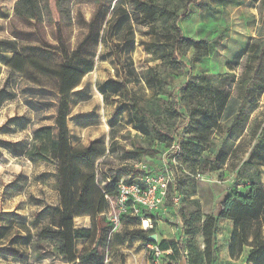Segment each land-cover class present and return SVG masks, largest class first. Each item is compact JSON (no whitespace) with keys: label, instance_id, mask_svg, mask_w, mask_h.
<instances>
[{"label":"trees","instance_id":"obj_1","mask_svg":"<svg viewBox=\"0 0 264 264\" xmlns=\"http://www.w3.org/2000/svg\"><path fill=\"white\" fill-rule=\"evenodd\" d=\"M112 1L96 0V11L90 23L92 32L96 30L95 24L99 17L106 19ZM132 1L142 23L148 25L147 32L154 36L147 50L151 61L156 64L146 66L135 75L131 63L124 61L134 46V30L131 29V37L126 38L123 44L115 41L111 43L118 65L117 73L115 78L100 85V91L105 98L108 97V91L118 94L120 98H130L128 85L134 81H143L153 90L161 114L150 116L151 140L146 146L135 143L132 149H125L124 154L128 157L154 155L152 146L155 141L162 144L163 154L173 142H178L181 147L178 160L188 174L183 172L184 180L174 175L175 182L170 185L174 187V196L179 192L184 195L183 204L176 211L182 222L177 239L152 241L149 236L156 233L155 227L152 225L150 229L144 230L141 219L131 216L123 219L125 235L128 240H140L147 249L149 244L156 245L168 259V264H177L179 255L185 252V237L194 239L201 235L207 249L205 252L210 257V243L212 237H216L220 219L233 222L232 239L241 224L242 246L247 245L248 229L256 225L255 245L249 261L251 264H264V125L255 138L246 133L250 118L258 109L264 94V0H215L221 3L249 1L257 4L260 11L259 36L235 53L229 73L201 72L189 75L179 87H170L173 73L188 66L186 56L189 51H193L197 59L211 53L212 43L209 39L186 35L180 24L190 17L193 7L201 6L203 0ZM14 11L22 19L41 20L42 9L38 0H16ZM119 17L120 29L131 28L132 19L128 13L121 12ZM98 36L99 30L95 42H98ZM88 37L91 34L85 39ZM56 38L59 54L57 66L53 67L39 58L16 50L11 57H1V62L7 68L25 78L32 75L29 70L31 65L43 75L53 74L57 77L59 104L54 126L36 128L28 141L0 138V157L7 152L13 158L44 162L57 168L59 205L54 207L59 211L57 217L61 214V227L42 224L34 230L27 215L19 208L3 210L0 214V258L16 263L49 260L62 261L64 264H110L113 243L127 241L119 231L111 234L109 223L103 225L101 221L110 210L106 195L116 196L118 181L105 182L102 186L96 161L107 157L105 149L96 146L95 141L87 147L75 148L69 126L73 93L85 76L94 70L95 62L82 55V46L71 50L66 45L59 22ZM0 45L15 49L12 40H0ZM235 66L241 67L238 75L233 73ZM1 73L0 67V76ZM30 79L40 86V91H44L46 87L41 78ZM130 99L133 107L144 111L136 100ZM19 118L23 117L12 116L8 121ZM8 124L6 121L0 130ZM228 165L235 172L237 180L246 181L243 192L236 188L237 191L228 193L220 203L217 216L203 219L201 201L196 197V175L218 172ZM169 166L172 171L175 169L172 162H169ZM129 172L134 173L132 177H136L139 170L130 169ZM24 179L22 183L12 181L8 186L24 191L28 186V177ZM173 204L176 205L174 199ZM159 211L155 214L144 212V215L150 216L153 223ZM80 217H90L91 226H78L76 219ZM128 225L135 228L130 230ZM234 250L232 240L229 246L231 255ZM149 260L151 264L155 263L150 252Z\"/></svg>","mask_w":264,"mask_h":264},{"label":"rangeland","instance_id":"obj_2","mask_svg":"<svg viewBox=\"0 0 264 264\" xmlns=\"http://www.w3.org/2000/svg\"><path fill=\"white\" fill-rule=\"evenodd\" d=\"M38 1L42 9L40 21L25 20L17 16L14 11L16 0H0V40L15 42V49L0 45L2 69L0 126L6 121L9 123L0 130V138L28 141L36 128L42 125L54 126L59 104L57 77L53 74L43 75L31 65L29 70L32 75L25 78L7 68L6 64L1 62V57H11L16 50L24 55L39 58L53 67L57 66L59 54L56 26L59 22L66 45L71 50L82 46V55L92 58L95 62L94 70L85 76L80 87L73 93L69 126L75 148L87 147L95 141L96 146L105 149L107 157L96 161L98 178L103 181L102 186L105 182H109L108 179L111 182H119L132 178L134 173H130L129 170H136L135 164H147L153 172L160 169L163 146L156 141L152 146L155 150L154 155L128 157L124 154V150L132 149L135 143L146 146L151 140L150 116L161 114L154 91L143 81H134L128 85L130 98L136 100L145 112L133 107L130 98L123 96L120 98L112 91H108V97L105 98L100 91V85L108 79L115 78L117 73L118 65L111 43L115 41L123 44L126 38L131 37L129 33L131 29L134 30V46L124 57V61L131 63L135 75L146 66L156 64L151 61V55L147 50L154 36L147 32L148 25L142 23L133 8V1L113 0L106 19L98 18L95 32H92L90 23L96 11V0ZM118 8L121 9L117 11ZM121 12L130 15L131 28L120 29ZM180 24L186 35L209 39L212 49L208 56L199 59L193 56V51H189L186 56L188 66L173 73L170 87H179L189 75L201 72L229 73L235 53L243 50L248 43L259 36L260 11L257 4L249 1L221 3L215 0H203L201 6L193 7L190 17ZM98 30V42H95ZM88 34H91V37L85 39ZM240 72L241 67L235 66L233 73L238 75ZM33 77L41 78V82L46 87L44 91H40V86L32 82L30 78ZM12 116L23 118L9 122ZM261 125H264V96L250 118L246 128L247 135L252 138L257 137ZM173 164L175 166L173 174L184 180L185 166H182L179 160ZM46 171L57 172V168L53 165L47 168L43 165L34 166V161L15 159L4 152L0 157V214L3 210L19 208L27 215L28 222L34 230L42 224L55 222L59 211L54 206L59 205V200L56 199L55 179ZM185 174L188 172L186 171ZM56 176L58 177V173ZM235 176V172L228 165L218 172L202 175L201 179L196 178V197L201 201L203 219L206 216H217L220 203L228 193L237 191L236 188L239 192H243V184H246V181L237 180ZM25 177H28V186L24 191L13 190L8 186L12 181L24 182ZM179 195L181 196L179 204L174 205L172 185L164 206L156 214L152 225L159 235L158 242L161 239H177L181 233L182 222L176 211L183 204L184 195L182 192H179ZM47 204L50 206H46ZM103 218L102 224L108 222L111 234H114L108 216ZM83 224V220L77 223V225ZM125 228L126 225L123 223L119 232L124 235L127 243L133 245L134 242L128 240L125 235ZM232 230V221L220 219L216 237H212L210 243V257L205 252L207 249L201 235L194 239L185 237V252L179 255L177 264H251L249 258L255 245L256 225L248 229L247 245L244 246H242L241 224L234 239H232ZM232 240L235 250L231 255L229 246ZM119 250L118 262L121 259L125 262L126 258V264H151L149 251L143 243H135L129 249ZM162 256L154 264H168V259ZM0 264H58V262L45 260L41 263L34 261L16 263L0 258Z\"/></svg>","mask_w":264,"mask_h":264},{"label":"built area","instance_id":"obj_3","mask_svg":"<svg viewBox=\"0 0 264 264\" xmlns=\"http://www.w3.org/2000/svg\"><path fill=\"white\" fill-rule=\"evenodd\" d=\"M181 151L180 144H173L166 148L162 154L161 167L157 171H150L147 164H135V168L139 170L136 177L126 180H120L117 184L116 196L106 195L109 201L110 210L107 214L113 231L117 232L121 229L123 219L127 216L138 217L141 219V227L148 230L152 227V219L147 214H155L162 209L168 196L170 185L175 182V176L169 166V162H176ZM197 179H201L202 175H196ZM111 182L110 179H108ZM175 204H178L181 196H174ZM149 252L154 256L155 262L161 257L162 252L156 246L149 244Z\"/></svg>","mask_w":264,"mask_h":264},{"label":"crops","instance_id":"obj_4","mask_svg":"<svg viewBox=\"0 0 264 264\" xmlns=\"http://www.w3.org/2000/svg\"><path fill=\"white\" fill-rule=\"evenodd\" d=\"M263 96H264V94H263ZM261 127H262V125H261ZM261 130V129H260ZM260 132V131H259ZM15 159H24V160H26V161H35V160H29V159H25V158H15ZM37 165H43V166H45L46 168H47V166H50L49 164H47V163H44V162H37V163H34V166H37ZM44 173V172H43ZM46 173H49V174H51V176L55 179V183H56V187H55V193H56V199L57 200H59V193H58V187H57V185H58V180H57V176H56V171L55 172H51V171H49V172H47L46 171ZM45 174V173H44ZM41 175V174H40ZM45 179V178H44ZM13 189V188H12ZM11 189V190H12ZM13 190H16V189H13ZM12 190V191H13ZM79 220H83V225H78V226H81V227H90L91 226V219H90V217H80V218H77L76 219V223H78V221ZM55 222H51V224L50 225H52V226H54V227H56V228H59V227H61V214H59V217H57L55 220H54ZM135 228V226H132V225H128V229H130V230H132V229H134ZM159 236V235H158ZM134 242V244L135 243H142L140 240H135V241H133ZM133 244V245H134ZM133 245L132 244H129V243H127L126 241L125 242H123V243H121V242H114L113 243V246L111 247V251H110V255H109V263L110 264H126V258H125V262L121 259L120 260V262H118L119 260H118V257H117V254L119 253L118 251H120L119 249L120 248H127V249H129V248H131V247H133ZM45 261V260H44ZM47 261V260H46ZM43 262V261H42ZM54 262H58V264H64L62 261H53V263Z\"/></svg>","mask_w":264,"mask_h":264},{"label":"water","instance_id":"obj_5","mask_svg":"<svg viewBox=\"0 0 264 264\" xmlns=\"http://www.w3.org/2000/svg\"><path fill=\"white\" fill-rule=\"evenodd\" d=\"M149 239L152 241H158V234L157 233H153L149 236Z\"/></svg>","mask_w":264,"mask_h":264}]
</instances>
